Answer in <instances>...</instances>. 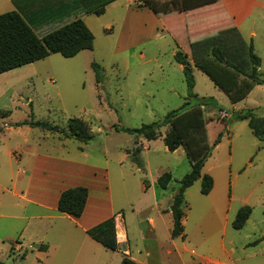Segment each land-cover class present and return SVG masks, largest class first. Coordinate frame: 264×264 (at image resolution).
I'll return each mask as SVG.
<instances>
[{
	"label": "rangeland",
	"instance_id": "374dc122",
	"mask_svg": "<svg viewBox=\"0 0 264 264\" xmlns=\"http://www.w3.org/2000/svg\"><path fill=\"white\" fill-rule=\"evenodd\" d=\"M222 1L244 39L253 44L261 59L260 72L264 78V0ZM139 2L134 0L133 8H137ZM13 9L15 6L9 0H0V13ZM124 9V0H120L107 6L101 15L76 8L60 19L35 24L33 30L41 37L74 18H81L94 35L93 48L72 57L51 53L16 68V79L20 80L9 83V88L0 96V108L10 105L11 121L41 120L61 129H66L69 118H80L92 133V138L85 143L62 137L58 132L45 133L46 138H42L45 130L32 126L27 132L29 143L39 142L41 151L64 159L107 169L113 212L124 214L129 249L133 253L148 249L151 255L147 261L151 264H182L169 246V217L163 215L164 219L159 221L151 204L159 197L160 204L166 205L168 194L176 191L178 181L189 171V161L181 148L170 151L159 140L149 141L116 127L138 128L159 121L168 111L183 106L187 86L182 66L174 60L173 53L177 40L181 48L188 51L186 33L178 24L179 18L167 21L170 26L167 32L157 18L153 15L149 18L144 13L145 9H134L136 12L129 15L123 25ZM199 32L196 29L192 36L200 37ZM155 33L159 34L154 36ZM92 62L100 65L101 83L95 81ZM192 73L197 98L213 97L228 115L215 130V133L222 132L220 145L212 149L203 169L214 163L218 176L223 177L216 182L220 201L200 192L201 179L186 190L183 227L188 237L185 240L190 242L189 249L194 248L199 253L194 260L200 264H264V140L253 134L247 120L234 115L237 111L251 109L255 117H264V84H255L245 97L233 103L204 72L193 67ZM195 100L191 99L189 105ZM207 106L213 107L204 108ZM208 108L203 111L206 119ZM213 129L209 127L212 134ZM3 137L11 145L22 141L19 136ZM137 147L140 164L133 156ZM163 171H170L172 175L166 189L153 183ZM144 179L150 184L149 188L144 187ZM9 196H4L3 201ZM18 203L21 207L25 204L19 199ZM243 205H249L251 213L237 229L232 221ZM148 216L156 220L160 240L157 245L149 239H141L140 230L146 235L149 228ZM25 225V219L0 215V227L3 226L2 232L8 235L0 237V261L39 264L36 249L28 245L31 225ZM17 239L26 249L23 259L13 248ZM168 247L172 252L167 254ZM122 248L112 250L101 245L103 252L96 264H118ZM183 263L193 264L192 254L184 253ZM56 264L63 262L57 258Z\"/></svg>",
	"mask_w": 264,
	"mask_h": 264
},
{
	"label": "trees",
	"instance_id": "16d2710c",
	"mask_svg": "<svg viewBox=\"0 0 264 264\" xmlns=\"http://www.w3.org/2000/svg\"><path fill=\"white\" fill-rule=\"evenodd\" d=\"M112 1L114 0H12L15 9L0 13V73L43 59L51 53L72 57L82 50L92 49L94 35L81 18H74L41 37L35 33L33 26L60 19L76 8H81L86 13L100 15L104 12L105 6ZM215 1L180 0V5L183 10H188ZM137 6L147 7L159 13L161 8L158 0H140ZM189 50L188 56L177 46L173 54L174 60L182 66L187 86V96L183 106L168 111L159 121L142 124L138 128L116 127V129L141 135L146 140L160 139L170 151L178 147L183 148L190 169L178 181V188L172 195L169 207L172 214V237L182 235L183 232L185 189L197 179H201L202 194H207L213 185L212 177L207 173L202 174L201 169L211 155L212 149L220 141L222 132L215 133V130L224 122L217 121L215 118H211L210 121L205 120L203 110L206 105L221 108L213 97L197 98L193 91L192 64L204 72L233 103L245 97L255 84H264V79L260 77L258 71L261 59L255 53L253 44L247 42L237 28H227L196 37L190 41ZM91 67L94 70L96 83H101L103 74L100 65L92 62ZM191 99H196L193 105H189ZM8 112L0 110V115L6 116ZM234 115L237 119L247 120L253 134L259 140H264V117H255L251 109L237 111ZM23 123L58 132L61 136L84 143L92 138V133L80 118H69L66 129L41 120L29 119ZM164 127L166 130L162 129ZM209 127L214 128L213 134L212 131L209 132ZM138 149L137 147L133 156L140 164L136 154ZM170 181L171 173L163 171L157 177L156 184L164 189ZM143 184L146 186L145 179ZM87 195L86 186L66 188L59 194L57 209L78 217L83 212ZM250 213L249 205L240 207L232 221V226L241 228ZM86 232L104 247L112 250L118 248L113 217L100 221L88 228ZM119 264L140 263L123 256Z\"/></svg>",
	"mask_w": 264,
	"mask_h": 264
},
{
	"label": "crops",
	"instance_id": "0c3cea01",
	"mask_svg": "<svg viewBox=\"0 0 264 264\" xmlns=\"http://www.w3.org/2000/svg\"><path fill=\"white\" fill-rule=\"evenodd\" d=\"M117 1L120 0H114L108 3L105 9ZM133 1L124 0L125 9L123 15H121L122 24L125 25L128 16L133 15L137 9H140V11L145 9L144 13L149 18L150 15L157 18L160 26L167 32L170 31V26L167 24V21L179 18L178 24L186 33L185 44L188 46V51H186V48H181L176 37L177 41H175V44L176 48L178 46L188 56L190 51L189 43L196 38L194 35V37L192 36L194 34L193 31H196V29L200 30L198 36H204L232 27L237 28L240 32L238 25L234 22V17L225 7L222 0H216L215 2L188 10L181 8L180 0H158L161 6L160 13L147 7L133 8ZM9 2L12 3V0H9ZM157 34L159 33H155L154 36ZM193 67L195 66L192 64V69ZM15 69L0 73V96L9 88V83L12 84L20 80L16 79L17 74L14 72ZM258 71L262 78L260 66L258 67ZM9 106L3 109L0 108L2 111H9L6 116L0 115V215L17 220L25 219V226L31 225L32 232L28 233V236H30L28 245L36 249L37 262L39 264H56L58 258V261L63 262V264H96L99 262L100 253L103 252L101 250L102 244L94 240L86 230L108 217H113L117 245L120 248L123 247L118 264L123 256H127L140 264H151L147 261V258L151 255L148 249H144V251L138 250L133 253L128 247V235L124 223V214L122 212H113L115 207L113 206V201L109 193V180L106 178L108 177L107 169H99L93 165L73 162L53 155L49 151H41L40 147H38L39 142L30 144L27 137L30 126L23 123L27 119L11 121ZM207 108L208 106L204 109L207 110ZM208 110L209 114L207 119L204 117L206 121H210L211 118H215L217 121H226L225 118L228 114L225 111L215 107H209ZM162 129L166 130V127ZM45 133L53 134L54 132L45 130L42 138H46ZM3 135H8V137L12 135L19 136L22 138V141H15L11 145L4 141ZM58 135L60 134L58 133ZM155 140L161 142L160 139ZM219 142L213 150L220 145ZM179 148L185 154L183 148L178 147L177 149ZM207 161L208 159L204 162L201 173L209 174L213 179V185L210 191L204 195H212V200L216 201L219 199L220 201V196L216 190V182L223 177L218 176L219 173L214 163H211L208 169L203 171ZM248 163L250 162L248 161ZM157 177L154 178L153 183H156ZM79 185L86 186L88 190L87 199L81 215L74 217L59 211L57 209V200L60 192L66 188ZM147 186L149 188L150 184L146 183V186L144 185L146 188ZM189 187L184 191V200L185 192ZM174 193L175 191L168 194L169 199L165 206L160 204L159 197L154 199L151 206L155 207V215L159 216V221L164 219L162 218L163 215L169 217V246L173 247V251L176 252L181 263L188 264L183 263L184 253H190L192 254L193 264H200L199 261L194 260L195 257L198 258L199 253L194 248L189 249L190 242L185 240L188 235L184 227L182 235L171 236L172 214L169 207ZM6 195L10 196L6 198V201L5 199L3 201ZM18 199L24 201L25 204L23 207L19 205ZM3 206L4 209H2ZM184 207L185 205L183 206V211ZM183 222L184 216L182 219ZM147 224L149 228L146 235L143 230H140L141 239H149L157 245L160 240L156 233L157 225L155 217L148 216ZM2 229L3 226L0 227V237H8L7 233L2 232ZM20 234H24V229L20 231ZM198 246H202V242ZM102 247L104 246L102 245ZM13 248L17 250L16 253H21V256L24 254L22 258L20 256V259L26 256V249L18 239L15 240ZM171 252V247L165 249V253L168 254ZM59 255H61L60 259ZM0 263L5 264L3 261H0ZM17 264H22V262L19 261Z\"/></svg>",
	"mask_w": 264,
	"mask_h": 264
},
{
	"label": "built area",
	"instance_id": "2783aa9c",
	"mask_svg": "<svg viewBox=\"0 0 264 264\" xmlns=\"http://www.w3.org/2000/svg\"><path fill=\"white\" fill-rule=\"evenodd\" d=\"M17 251V250H16Z\"/></svg>",
	"mask_w": 264,
	"mask_h": 264
}]
</instances>
